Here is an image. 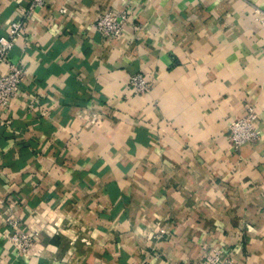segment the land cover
Returning a JSON list of instances; mask_svg holds the SVG:
<instances>
[{
	"label": "crops",
	"instance_id": "crops-1",
	"mask_svg": "<svg viewBox=\"0 0 264 264\" xmlns=\"http://www.w3.org/2000/svg\"><path fill=\"white\" fill-rule=\"evenodd\" d=\"M31 2L0 0V36ZM254 9L264 0L35 9L10 52L24 69L18 95L0 109V264H197L215 249L229 264H264V28ZM122 10L121 37L92 29ZM136 73L145 94L127 86ZM247 108L259 139L234 149L229 124ZM13 232L32 235L26 254L6 241Z\"/></svg>",
	"mask_w": 264,
	"mask_h": 264
},
{
	"label": "built area",
	"instance_id": "built-area-1",
	"mask_svg": "<svg viewBox=\"0 0 264 264\" xmlns=\"http://www.w3.org/2000/svg\"><path fill=\"white\" fill-rule=\"evenodd\" d=\"M43 3L44 0H32L27 8L20 10L22 19L12 21L5 35L0 36V109H7L10 102L17 97L19 85L24 76L23 67L10 59V52L18 40L25 39L27 21L32 19L35 9L42 6ZM254 17L255 21L264 28V12L254 9ZM128 19L127 10L106 12L98 15L91 23V27L110 41L122 36ZM127 86L135 95L145 94L150 89V85L142 73L131 75ZM32 104L31 102L29 106L31 107ZM256 122L257 113L253 108H247L244 116L230 122L229 140L232 148L238 149L247 142H255L259 139V127ZM5 221L13 224L10 217H7ZM159 233L166 235L163 227H159ZM5 239L18 254H26L33 244L32 235L26 233H8L5 235ZM197 264H229V261L222 258L220 249H215L211 255H204Z\"/></svg>",
	"mask_w": 264,
	"mask_h": 264
}]
</instances>
